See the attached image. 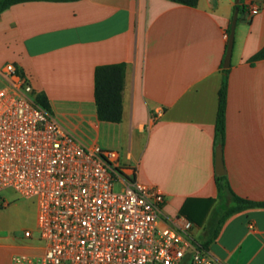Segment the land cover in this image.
Here are the masks:
<instances>
[{
	"label": "crops",
	"instance_id": "obj_1",
	"mask_svg": "<svg viewBox=\"0 0 264 264\" xmlns=\"http://www.w3.org/2000/svg\"><path fill=\"white\" fill-rule=\"evenodd\" d=\"M238 14L228 75L223 160L232 191L264 203V0ZM237 0L32 1L0 14V70L14 64L49 113L84 143L120 152L142 183L165 195V223L191 221L198 242L222 264H264V207L220 217L216 119ZM124 64L123 117L101 121L99 66ZM2 79L0 77V84ZM210 200H215L211 203ZM223 203V202H222ZM2 249L5 250L2 255ZM36 252L30 239L0 243V264Z\"/></svg>",
	"mask_w": 264,
	"mask_h": 264
},
{
	"label": "built area",
	"instance_id": "obj_2",
	"mask_svg": "<svg viewBox=\"0 0 264 264\" xmlns=\"http://www.w3.org/2000/svg\"><path fill=\"white\" fill-rule=\"evenodd\" d=\"M260 9L249 4V17ZM0 77V193L36 202L43 244L10 264H222L198 242L191 221H163L165 195L139 181L119 151L67 130L14 64Z\"/></svg>",
	"mask_w": 264,
	"mask_h": 264
},
{
	"label": "trees",
	"instance_id": "obj_3",
	"mask_svg": "<svg viewBox=\"0 0 264 264\" xmlns=\"http://www.w3.org/2000/svg\"><path fill=\"white\" fill-rule=\"evenodd\" d=\"M32 1H48V2H73L78 0H0V14L9 9L11 6L32 2ZM175 3L186 5L189 7H196L199 0H172ZM235 10L238 13L247 11L243 0L237 2ZM264 59V48L251 58V62H257ZM124 64L99 66L95 71V99L97 104V112L101 121L119 123L123 117V90L125 84ZM229 69L223 68V77L221 88L219 90V107L216 119V146L224 145L226 132V108H227V94H228V75ZM37 102L49 111L48 100L44 94H39L36 97ZM50 112V111H49ZM216 183L219 192V208L216 209V214L220 217L215 224H211L209 231L211 237L217 234V229L224 221L231 215L242 210L252 207H264V203L252 202L237 196L230 186L227 175L217 176ZM211 203L215 200H210ZM223 202V203H222ZM183 214L191 221H196L191 216ZM196 223H199L196 221ZM208 242L204 244L206 248Z\"/></svg>",
	"mask_w": 264,
	"mask_h": 264
},
{
	"label": "rangeland",
	"instance_id": "obj_4",
	"mask_svg": "<svg viewBox=\"0 0 264 264\" xmlns=\"http://www.w3.org/2000/svg\"><path fill=\"white\" fill-rule=\"evenodd\" d=\"M117 191L121 189L116 186ZM26 230L34 232L31 239L36 247L43 245L38 241L37 205L34 200L22 198L8 189L0 193V243L20 244ZM4 255L5 250H1Z\"/></svg>",
	"mask_w": 264,
	"mask_h": 264
},
{
	"label": "water",
	"instance_id": "obj_5",
	"mask_svg": "<svg viewBox=\"0 0 264 264\" xmlns=\"http://www.w3.org/2000/svg\"><path fill=\"white\" fill-rule=\"evenodd\" d=\"M240 0H237L239 2ZM238 10H235L231 31L229 34V40H228V46L226 51V56L224 59V68L229 69L231 67V61H232V55H233V46H234V38H235V29L238 21ZM216 175L217 176H224L226 175V170L224 166V160H223V147L218 146L216 148ZM182 264H188V260H186Z\"/></svg>",
	"mask_w": 264,
	"mask_h": 264
}]
</instances>
